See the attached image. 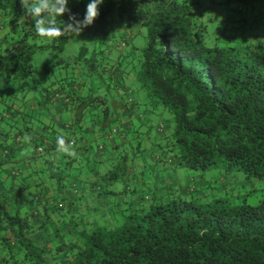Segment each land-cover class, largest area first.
I'll list each match as a JSON object with an SVG mask.
<instances>
[{
  "label": "trees",
  "instance_id": "1",
  "mask_svg": "<svg viewBox=\"0 0 264 264\" xmlns=\"http://www.w3.org/2000/svg\"><path fill=\"white\" fill-rule=\"evenodd\" d=\"M245 2L105 0L79 36L91 46L63 56L74 35L42 43L31 22H20L19 0H0V166L22 136L45 133L55 142L62 131L72 140L76 133L83 138L90 124L118 140L101 176L106 185L122 183L138 158L152 172L150 152L158 163L189 172L239 173L264 184V28L250 30L258 20L254 7L264 0L249 4V17ZM86 3L68 6L82 18ZM60 19L67 22V14ZM126 24L145 29V48H127L133 42ZM49 49L54 61L35 65L36 54ZM40 144L31 147L45 158L53 144ZM52 167L49 179L58 190L72 189L70 163ZM6 179L15 184L12 172ZM1 181L0 264H264V185L262 199L249 204L244 197L177 194L164 181L112 229L83 221L72 227L62 208L50 214L31 192L41 190L42 178L26 186L30 203ZM36 232L43 238L34 239Z\"/></svg>",
  "mask_w": 264,
  "mask_h": 264
},
{
  "label": "crops",
  "instance_id": "2",
  "mask_svg": "<svg viewBox=\"0 0 264 264\" xmlns=\"http://www.w3.org/2000/svg\"><path fill=\"white\" fill-rule=\"evenodd\" d=\"M125 27L128 28L131 27V25L126 24ZM137 27H134L133 32H124L132 39V42L134 41L136 33H139V27ZM261 28H264V14L262 18L255 20L254 24L250 23L251 31H258ZM2 34L3 30L1 29L0 37ZM115 54L114 52V55ZM117 78L119 79V77ZM137 112L139 113V111L135 110L133 113V118H135V120L138 119L136 117V115H138ZM58 113H61L59 107L56 109V114ZM59 115L62 116L64 121L69 122L68 120L70 117H68V114ZM158 124L160 125V123ZM87 127L88 130L84 133L83 138L81 134L77 138V146L75 147L76 155L74 157H68L64 154L57 153L54 148L55 142H49V139H51V141L53 139V136L50 134L42 133L38 135L31 132L26 136H22L20 141L17 139V143L12 145L16 150L11 154L12 158L10 162L0 166V178L4 179V182L0 179L2 182L1 186L7 188L10 185L12 180L9 181L6 179L7 171H10L15 176V184L12 186L10 185L7 189L13 186L17 188L19 196L27 203L31 201V192H38L39 198L43 204H45L44 206H46L50 214H53L51 212L55 209L62 208L66 211L67 221L69 220L71 223L73 222L75 224L77 222L78 225H81L83 221L89 224V226L95 225L96 227L114 229L120 225L123 215L131 211L139 210V199L144 192L150 188H159L160 190L163 188V186H161L162 179H157L158 176L148 169L147 172L141 176L144 171L137 167L136 164H133L132 166H128L127 173L123 177L122 183H107L106 185V183L101 180V176H103L107 170V159L115 150L114 146L116 145V141L118 143V140L114 141V137L112 135L110 136L108 133L106 136H101L90 124ZM157 128L158 127L155 125L153 128L154 132ZM34 142L38 144L41 143L37 146L38 149L41 148V146L43 147V144H53L54 147L52 146L51 151L45 152V158H39V153L36 152L35 148L31 147ZM34 157L37 158L35 162H33ZM130 157H133L131 153ZM148 157L150 160L154 161L155 166L161 164L155 160L152 152H150ZM45 159H54L53 163L56 166H63L64 163H70L71 170H68L70 181L68 184H71L70 186H72V189L64 187L62 192L58 190L60 184L57 181H50L51 179H49L50 175L56 173L54 172V167H52L53 163L50 164L45 161ZM41 178L45 181L41 185V190L38 191L36 188L37 190L34 189L30 192L26 188L27 185L28 187H30V185L35 186V183L40 181ZM157 181L160 183L156 184ZM8 183L9 185L7 186L6 184ZM46 185H49V189L44 190ZM101 186L102 190H106L103 194L98 192V188ZM25 191L27 193L26 195L29 194L27 198L24 197ZM43 204L38 208L39 210L42 208ZM73 223L71 226L75 227ZM38 224L41 223L39 222ZM69 226L70 225L64 226V229L67 230V234L69 233ZM43 232H38L39 234L36 232L38 235L35 236L34 239L39 240Z\"/></svg>",
  "mask_w": 264,
  "mask_h": 264
},
{
  "label": "rangeland",
  "instance_id": "3",
  "mask_svg": "<svg viewBox=\"0 0 264 264\" xmlns=\"http://www.w3.org/2000/svg\"><path fill=\"white\" fill-rule=\"evenodd\" d=\"M253 3V0H246L245 7L246 10L244 11L245 14H248L250 11V5ZM250 4V5H249ZM264 7L263 4L257 3L254 7L253 15L256 14L257 19L262 17V9ZM236 13V12H235ZM234 14V12H233ZM238 14V12H237ZM251 13L247 15L249 17ZM255 17V18H256ZM139 27L137 24H131V27H125L123 29L124 32H133L134 27ZM137 27V28H138ZM139 33H136L133 45H129L131 48L135 46L138 49H142L146 47L147 40H146V33L145 29L139 27ZM40 42V41H38ZM92 40L87 37H78L74 38L69 42L66 47V50L63 53L64 55H77L81 46H91ZM47 52L44 54H36L34 58V64L39 66L43 63H47L48 60ZM54 59V58H53ZM41 61H43L41 63ZM157 135L156 132L153 134V138ZM75 139L78 138L79 134L76 133L74 135ZM159 136V135H158ZM160 137V136H159ZM157 137L156 139H158ZM161 138V137H160ZM77 145H75L76 147ZM129 158H131L129 156ZM141 163V165H140ZM148 163V162H147ZM139 167L143 172L141 176H143L147 172V168L143 166L142 160L139 158L134 163ZM135 165V166H136ZM153 173L158 176L157 179H162V182L166 180V183H170L169 189L177 194H187L194 197H202L203 200L209 199L216 196H226L232 202H236L240 200L242 197L245 198L246 202L249 204H257L263 197V182L258 180L247 179L242 174L239 173H227V172H220V171H213L207 173H196V172H189L182 167H176L174 165H169L166 163H161L160 165L154 166ZM160 183V182H156ZM160 185V184H159ZM151 189V188H150ZM144 192L141 196L145 195ZM239 196V197H238ZM238 197V198H237Z\"/></svg>",
  "mask_w": 264,
  "mask_h": 264
},
{
  "label": "clouds",
  "instance_id": "4",
  "mask_svg": "<svg viewBox=\"0 0 264 264\" xmlns=\"http://www.w3.org/2000/svg\"><path fill=\"white\" fill-rule=\"evenodd\" d=\"M23 15L20 22H31V28L42 43L55 44L57 38L74 35L78 38L82 32L94 25L100 15L105 0H87L82 18L72 14L69 0H19ZM77 3L83 0H76ZM67 14V22L60 17ZM48 60L54 61L53 50L49 49ZM43 61H41L42 63ZM55 151L68 157L76 155L75 140L66 139L61 131L56 136Z\"/></svg>",
  "mask_w": 264,
  "mask_h": 264
},
{
  "label": "built area",
  "instance_id": "5",
  "mask_svg": "<svg viewBox=\"0 0 264 264\" xmlns=\"http://www.w3.org/2000/svg\"><path fill=\"white\" fill-rule=\"evenodd\" d=\"M161 128H162V126H160V130H159V131H161ZM113 132L115 133V132H116V130L114 129V130H113Z\"/></svg>",
  "mask_w": 264,
  "mask_h": 264
}]
</instances>
